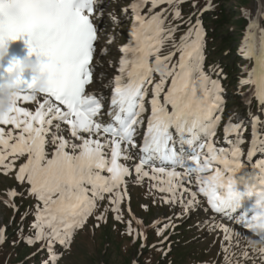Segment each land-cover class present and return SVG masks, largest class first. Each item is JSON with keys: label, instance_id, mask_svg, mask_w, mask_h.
I'll return each mask as SVG.
<instances>
[{"label": "snow or ice", "instance_id": "obj_1", "mask_svg": "<svg viewBox=\"0 0 264 264\" xmlns=\"http://www.w3.org/2000/svg\"><path fill=\"white\" fill-rule=\"evenodd\" d=\"M147 2L134 0L131 5L134 40L120 49L119 74L108 77L97 73V67L102 66L93 62L98 39L93 20L97 0H0V46L24 39L28 58L39 60L48 77L39 90L37 76L31 74L30 80L23 77L12 109L0 116V172L5 176L15 173L17 181L27 182L29 195L39 202L32 225L36 233L27 237L26 243L46 242L49 258L43 264H58L62 253L55 251V244L69 248L99 201L107 198L115 219L122 220L126 178L133 172L137 183L145 178L155 181L152 187L166 194L161 197L163 203H179L188 212L201 204L202 196L212 212L248 230L240 235H255L264 241V231L253 228L264 216V160L251 163L257 151L264 152V134L258 133L262 121L253 118L246 160L241 147L247 130L243 122L233 123L229 118L223 127L229 147L216 146L224 89L204 70L203 22L197 18L193 24L189 18L188 32L177 44L174 34L180 25L172 26L169 16L183 20L181 5L186 0H151L149 17L141 14ZM161 5L167 7L153 12ZM214 7L208 0L200 12ZM242 12L250 19L247 9ZM260 19H264V9L257 21ZM257 21L250 19L249 34ZM193 36L195 39H190ZM166 41H172L173 50L162 55ZM107 51L101 48L102 54ZM244 51L246 59L255 60V66L249 79L241 83L253 84L264 105V29L259 45L246 35ZM177 52L179 57L173 63ZM17 63L14 59L6 69L0 68V83ZM155 73H159L158 81ZM109 88L110 97L104 94ZM33 102L34 110L21 106ZM145 125L138 144L136 137ZM233 133L235 140L229 138ZM134 159L130 168L127 162ZM17 194L14 189L8 193L10 197ZM253 198L252 207H246ZM130 199L127 196L129 213ZM142 207L148 209V205ZM95 219L105 220V216L101 213ZM127 223V234L133 235L132 221ZM137 223L143 222L137 219ZM167 227L164 224L157 234L163 235ZM210 228L222 231L224 239L231 241L233 230L228 225L215 223ZM3 233L0 230V243L5 240ZM253 252L259 253V264H264V247ZM239 255L245 264L249 260L256 264L246 248Z\"/></svg>", "mask_w": 264, "mask_h": 264}, {"label": "rangeland", "instance_id": "obj_2", "mask_svg": "<svg viewBox=\"0 0 264 264\" xmlns=\"http://www.w3.org/2000/svg\"><path fill=\"white\" fill-rule=\"evenodd\" d=\"M130 2L131 0H97L94 20L96 21V26H98V39L95 44L96 53L94 63L102 66L97 67V73L104 72L108 77H113L117 72L116 69L119 66L121 56L120 48L127 40L128 26L134 15L130 8ZM227 6L234 15L233 22H230V24L227 25L226 30V34L230 35L229 42L232 45V52H229L224 56L221 55L220 57H225L229 67L232 69V77H226L224 79L223 76L220 75V72H218L217 67L215 68V71L212 70L215 66L212 63L208 67L204 64V70L212 79H218L224 89L222 93L225 102L224 111L222 122L215 137L216 146L225 148L229 147V145L224 142L223 132L224 124L227 123L229 118H231L233 123L243 122L247 130L243 132V137L246 142L241 147L245 152V156L242 157V159L246 160L247 151L250 148V141L252 139L254 122V120H251L252 118L259 117L262 123L258 126V133L264 134V105L260 103V100L256 96L253 84L241 83L242 80L249 79V75L244 71V67L241 65V62L237 61L236 57L239 55V50L242 48L241 44H243L246 37L242 36L241 33L237 31L239 24H237L236 20L241 16L240 9L243 6L251 13L250 19L252 21H257L260 3L259 0H247L246 2L241 0H229ZM161 7H167V5H161L154 9L153 12H159ZM150 8L151 4H149V7L145 8L141 14L149 17L152 14L149 12ZM125 9H127V11H124ZM185 12V14H182L183 20H171V16H169L172 26L180 25L179 29L174 34V40L177 44L180 43V38L188 32L189 25L186 23L188 19L191 18L192 23L194 24L198 18V16H196L198 9L192 11L190 6H186ZM187 14L190 16L184 21ZM261 29L263 28L260 20H258L253 26L251 34L248 35L249 39L256 45H259L260 43ZM221 37L227 36L223 35ZM190 39H195V36ZM109 40H111V43H109ZM171 44L172 41L165 42L161 52L162 55H167L173 50ZM101 48H107V54H102ZM178 57L179 53L177 52L176 56L173 57L172 62L175 63ZM109 61H112L111 66L109 65ZM253 62L255 63L254 59ZM154 77L155 80L158 81L160 79L159 73H155ZM110 92V88L104 90L106 96H108ZM149 93H151V89L149 90ZM139 136L140 132L136 137L137 143ZM229 138L235 140L236 135L233 137L230 136ZM261 160H264V152L257 151L253 155L251 163H256ZM135 163V159L127 162L130 168H133ZM18 164L19 161H17V165ZM247 165L249 167V164H246V166ZM126 179L127 196H130L131 198L130 206L132 212L143 220L147 226V231L154 227L163 226L164 224L168 225V227L165 228L166 230H171L176 226L187 225V228H184V231H186L185 233L182 230L183 228L175 231V234H179L183 231V233H181V239L176 241H178V244L181 246H184V249H187V255L177 264H229V261H231L232 264H236L237 260L240 261V264H245V261L239 255L242 248H246L249 251L250 256H253L255 259L256 264H259V259L256 257V253L253 252V247L245 240L243 235L238 233L236 226H234L236 224L230 221H222L209 210L205 211L204 209H209V207L202 196L200 197V205L195 209L184 212L179 203L172 205L162 202L161 197L166 194L160 193L156 188L152 187V184H154L155 181H150L145 178L142 183H137L134 172ZM15 181V173L5 176L0 172V194H2L1 190H3L4 187H11L10 185H13V182ZM189 187L196 190L194 186ZM127 196L124 203L121 205L122 211L124 210L126 213H128ZM103 202L109 204L107 198L103 200ZM5 204L6 201L0 200V230H3L10 225V212L5 208ZM142 205H148V209L145 210ZM111 215L114 217L116 216V213L114 212ZM94 216L95 214L93 213L89 218ZM129 220L130 219L125 216L123 225H113L112 231L119 244L117 248L114 246L109 247L105 244L107 238L105 235H102L104 231L101 226L87 227L85 230H82L81 233H78L77 239L73 241L70 251L65 252V255L61 259V264H111V262L114 264H125L128 258V264H154L156 262L158 264V261L162 259L161 257L155 255V252L144 250L146 246L140 248V246L136 245L135 247V243L129 238L127 234V222ZM157 220H163V222L153 226ZM215 223L229 225L233 230L231 241L224 239V233L222 231L212 230L210 228V225ZM164 236L167 237L165 241ZM170 237H172L170 234L160 236V239H163L161 245H166L162 250L163 254H165L166 247L171 248V245L173 244L169 242ZM157 240V237H153L152 239V241ZM174 246L177 245L175 244ZM225 248H227V251H224ZM73 252L75 253L74 255H72ZM139 252L141 254H139ZM247 264H253V261L249 260Z\"/></svg>", "mask_w": 264, "mask_h": 264}, {"label": "trees", "instance_id": "obj_3", "mask_svg": "<svg viewBox=\"0 0 264 264\" xmlns=\"http://www.w3.org/2000/svg\"><path fill=\"white\" fill-rule=\"evenodd\" d=\"M228 1L229 0H211V3L215 5V7L212 10L204 11L202 13L200 12V9H203L206 6L208 0H186V2L181 5L182 14L186 13V6H190L192 8V11L198 9V14H200V19L203 22V28L206 33L204 37L205 44L203 49V53L205 56L204 63L206 65L211 63L214 64L215 67L223 71L225 78L232 77V69L229 67L228 62L225 60V57H220L221 55L224 56L225 54L232 52V45L229 42L230 35L226 34V30L227 25L230 24V22H233L234 15L231 10L228 9ZM241 1L246 2L247 0ZM259 3L260 8L258 15L260 14V10L264 9V0H259ZM193 4L197 5V7L193 8ZM242 9L245 8L243 6L241 7V16L238 20H236L237 24H239L237 31L241 33L242 36L246 37V35H249L248 25L250 19L244 16ZM189 16L190 15L187 14L184 18V21L187 20ZM260 22L262 28L264 29V19H260ZM223 35H226L227 37H221ZM241 45L242 48L241 50H239V55L236 57V59L237 61L241 62V65L244 67V71L247 73V75H249L250 71L253 69L251 63L252 60L245 58V41ZM15 200L18 211L16 217L14 218V220H12V223L7 226L5 240L0 245V264H43V262L49 258V251L45 246L46 242L37 241L35 244L26 243V238L34 237L36 233V230L32 227V225L36 221V205L39 202L34 196L29 195L28 191H25L22 195H16ZM6 209L11 213L10 207H6ZM89 223H91L92 226H95L97 223H99V226H101L104 231L102 235H105L107 238L105 244H107V246L109 247H118V241L114 237L112 231L114 223L110 219L106 222L102 220L97 221L96 219H92ZM183 228H185V226H183ZM185 232L186 231H184V233ZM150 234L152 236L153 232H150ZM134 235L135 231L133 235H130V239L133 243H135L136 246ZM181 236L182 234L174 236V242L177 246H173V249L167 255H162L159 247H146L145 250L155 252V255L162 258L160 260L158 259V264H177L187 255V249H184V246L178 244ZM77 237L78 235L74 240H76ZM61 247L64 246L56 243L54 249L57 253H60L59 249H61ZM70 249L71 246L69 248H66V252L70 251ZM74 254L75 253L73 252L72 255ZM64 255L65 253H62L58 264L62 263L61 259ZM128 260L125 264H128ZM111 264L114 263L111 262ZM154 264H157V262Z\"/></svg>", "mask_w": 264, "mask_h": 264}, {"label": "clouds", "instance_id": "obj_4", "mask_svg": "<svg viewBox=\"0 0 264 264\" xmlns=\"http://www.w3.org/2000/svg\"><path fill=\"white\" fill-rule=\"evenodd\" d=\"M9 56V45L0 46V68H4V61ZM31 73L38 77L36 89L43 88L47 83V75L43 73L41 62L37 59L27 58L18 60L13 71L8 73L2 83H0V116L7 115L14 105L16 93L20 91L18 82ZM264 199V198H262ZM260 207V201H257ZM254 230L264 231V216H261L253 225Z\"/></svg>", "mask_w": 264, "mask_h": 264}, {"label": "bare ground", "instance_id": "obj_5", "mask_svg": "<svg viewBox=\"0 0 264 264\" xmlns=\"http://www.w3.org/2000/svg\"><path fill=\"white\" fill-rule=\"evenodd\" d=\"M9 43H14V49L20 53L21 50H23L25 47H27V44L25 43V40L24 39H18L16 41H10ZM21 54V53H20ZM31 106H33L34 108V102L33 103H30ZM67 135V134H65ZM251 215V214H250ZM214 217V216H213ZM222 219H226L223 215L221 216ZM223 221V220H222ZM227 222V221H226ZM224 222V223H226ZM229 226V225H228ZM235 228V227H234ZM236 230L238 231V233L240 234L241 232H245L247 233L248 230L247 229H241V227L238 225L236 226ZM235 230V232H236ZM238 234V235H239ZM243 237H245V240L247 242L250 243V245L254 248H260V247H264V241L260 240L257 236L255 235H249V236H245L243 235ZM256 257L259 259V253H256Z\"/></svg>", "mask_w": 264, "mask_h": 264}]
</instances>
